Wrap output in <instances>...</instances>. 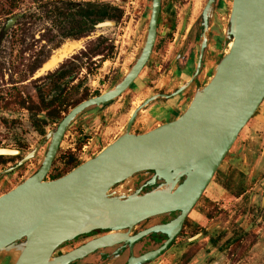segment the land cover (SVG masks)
I'll return each mask as SVG.
<instances>
[{"label":"water","instance_id":"1","mask_svg":"<svg viewBox=\"0 0 264 264\" xmlns=\"http://www.w3.org/2000/svg\"><path fill=\"white\" fill-rule=\"evenodd\" d=\"M215 6L216 0H207L202 10L200 54L194 76L214 31L216 36L223 35L221 58L187 108L146 132L131 131L145 108L157 99L180 93L193 77L170 94L147 97L133 109L121 134L97 154L57 178L46 179L71 124L86 109L107 106L118 98L149 61L161 9V0L151 1L148 27L133 64L107 90L73 106L56 128L46 133L49 142L36 171L0 195V263L68 264L101 246L122 239L133 241L152 231H161L168 239L157 249L131 256L126 264H143L167 248L239 132L264 100V0H232L223 33L215 25ZM14 21L9 19L4 31ZM114 24L106 19L95 27ZM37 151L38 147L33 148L3 172L15 170L35 157ZM19 153L18 149L0 147V155ZM143 170L155 171L145 185L157 179L162 182L149 191H144L143 186L113 188L122 181L133 182V174ZM174 210L181 213L168 223L156 224L134 237L123 232L148 217ZM94 229L110 232L64 255L52 256L62 242ZM23 236L27 239L19 242Z\"/></svg>","mask_w":264,"mask_h":264},{"label":"rangeland","instance_id":"2","mask_svg":"<svg viewBox=\"0 0 264 264\" xmlns=\"http://www.w3.org/2000/svg\"><path fill=\"white\" fill-rule=\"evenodd\" d=\"M206 1L162 0V22L159 26L161 43L152 55L153 61H148L143 69L144 73L109 105L90 107L71 124L46 179L67 173L75 166L76 159L82 162L97 154L121 134L130 113L145 98L156 92L171 90L178 84L173 73L175 56L181 46L187 43L194 27L198 24V29L200 28V15ZM226 2L227 8L221 13L218 24L222 33L228 24L232 0ZM103 3H110L122 10L118 22L109 19L115 21V24L94 27L86 34L74 38L63 36L59 39V45H56L59 42L55 43L56 46L52 42L44 43L42 40H47L46 36L38 39L37 36L42 33L30 34L27 39L20 33L14 35L13 39L2 35L0 147L18 149L20 153L2 155L0 173L33 148L38 147V151L35 157L15 170L0 175V194L36 171L49 142L46 133L55 129L58 124V121L39 122L37 118L45 111L37 114V108H28L40 104L41 95L50 98L54 94L55 85L61 82L55 81L48 73L65 63V69L73 70L74 77L67 79L68 82L62 85L63 95L72 100L81 98L87 92L90 97L97 95L95 91L102 93L115 84L137 57L148 27L151 0H92L93 5ZM1 9H4L3 4H0V26L5 19ZM47 35L53 39L52 34ZM213 35H217L215 31ZM73 39H82L83 46L55 69L37 75L53 52ZM215 39V51H208L205 69L198 85L184 93V103L179 110L181 112L196 88L208 80L214 63L219 58L216 52H220L222 48L223 35L219 34ZM37 63L38 68L31 72V67ZM196 64L194 59L190 60L185 68L176 71V76L187 81L194 73ZM181 95L162 100L171 106L164 104L158 109L155 107L163 103L156 102L152 109H144L132 125V130L142 132L153 127L156 124L154 115L161 120L170 121L176 116L175 107ZM22 100L25 101L24 105ZM71 108L70 106L69 109ZM65 114L66 112H62L63 116ZM263 140L264 101L240 131L222 161L215 177L217 188L207 192L196 205V212L201 214L199 223L188 221L178 239L185 241L187 237L203 230L206 234L198 240H194L196 237L186 244L172 246L166 253L146 264H264V205H260L264 191V162L261 161ZM118 187L129 189L135 185L130 181L123 182ZM212 238L217 240L215 247L210 241Z\"/></svg>","mask_w":264,"mask_h":264},{"label":"flooded vegetation","instance_id":"3","mask_svg":"<svg viewBox=\"0 0 264 264\" xmlns=\"http://www.w3.org/2000/svg\"><path fill=\"white\" fill-rule=\"evenodd\" d=\"M84 1L85 2H82L81 0H0V4L4 5V9L3 10L1 9V10L4 12V16H5L4 22L0 26V28H1L0 41L3 38L2 35L3 36L4 35L9 36L10 38L13 39L14 35H17L18 33H20L24 37V39L25 38L27 39L28 35H30V34L34 35L35 33H42L40 36H37L38 39L41 38V36H44V37L46 36L47 40L43 39L42 41L44 43H47V42L51 43L52 42L53 45H55V43H58L59 39L63 38V36H66L67 38H71V36H73L77 33L86 34L91 29V13H92L91 11H92L94 5L92 4V0H84ZM161 5H162V0H161ZM226 6H227L226 0H216V6H215V11H214L215 18H216L215 25L220 24V19H221L220 15L225 10V8H227ZM83 13H84V15H83ZM11 18H15L14 23L11 25V27L8 30L4 31L5 23ZM161 22H162V16H161V9H160L159 16H158V22H157V38H156V42H155V45L153 47V50H152V53L150 56L151 58L149 59V62L151 61V59L153 57L152 55L156 51L157 46L161 43V40H159V26H160ZM199 23H200L199 24L200 30L198 29V24H197V26L194 27V30H192V32L188 36L189 38L187 39V43L184 44L183 47L181 46V48L178 50V52L175 56V64L176 65L174 66L173 73L175 74L174 78H177V80H178V84L176 86H174L173 89H171V90L156 92V93L170 94V93L176 91L177 88H179L180 86L185 84L188 80H190L193 77L190 84H188L186 86V88L180 92L182 95H181L180 99L178 100V103L175 107V113H176L175 117L179 116L187 108L188 104L192 100L197 88L194 91V93L192 94L191 98L188 99V101L186 102V105L184 106V110L182 112L179 111L180 105L182 103H184V99H183L184 93L191 90V88H193L194 86L198 85L201 73L205 69L208 51L211 49L215 51L214 39L216 38V35H213V33H212V35H210V38H209L210 39L208 42L209 44L205 48L201 67H200L198 73L194 76V74L197 70L198 59H199V54H200L199 53V47H198V40H199L198 36L201 34L202 29H203L202 12L200 15ZM218 29L220 30L221 28L218 27ZM224 30H225V28H224ZM47 33L52 34V36H53L52 40H51V37H49V35H47ZM59 44H60V42L56 45H59ZM216 53H217V56L219 58L217 59V61H215L214 65L221 58V56H220L221 52H218V50H217ZM192 59H194V64H196V62H197L196 67H195V71L192 74V76H190L188 79L186 78L187 81L183 80L182 78L177 77L176 71L178 69L180 70L182 68H185L189 64L190 60H192ZM152 61H153V59H152ZM145 67H146V65H145ZM143 73H144V70L140 73V75L138 77H140ZM131 86H132V84H131ZM180 93H178V94H180ZM153 94H155V93H153ZM178 94H176V95H178ZM176 95H174V96H176ZM174 96H171L169 98H172ZM169 98L157 99L156 101L152 102V104H150L149 106L155 105L156 102H161L163 104H159V106L155 107V108L159 109V107H161L160 105H164L165 103H167V102H162V100H168ZM164 106L168 107V106H171V104L170 105L165 104ZM147 108H145V109H147ZM130 115H131V113H130ZM154 118L156 119V124L153 125V127L149 128L148 130L156 127L159 124L167 122L166 120L159 119L157 117V115H154ZM131 131L134 133L146 132V131L135 132L132 129H131ZM230 149H229V151H230ZM228 152H227V154H228ZM227 154H226V156H227ZM261 154H262L261 155L262 156L261 161L264 162V140H263V146L261 149ZM87 159H85V160H87ZM76 161H77V159H76ZM80 163H81V161H77V164H75V166H77ZM221 164H222V162L217 167V169L214 172L213 176L211 177L210 181L206 184V186L203 189V192L201 193L198 200L195 202L193 207L186 214L184 221H183L179 231L177 232V234L172 238V240L168 244L167 248L164 249V251L160 255H158L157 257L166 253L172 246L180 245V243L186 244L187 242H191L192 239L196 238V237L197 238L194 240H198V238L203 237L206 234V231L203 230L199 233H196V234H193L192 236L187 237L185 241L178 239L182 235L183 230L186 227L188 221L193 220L194 223L195 222L199 223L201 214L198 211L196 212V205L200 202L202 197L207 192L217 188V184L215 183V177L218 173V170H219ZM51 166H52V164H51ZM154 173H155L154 170H149V171L143 170V171L135 172L132 176L133 184L135 185L134 189H137V188H140L141 186H143L144 191H149V190L155 188L158 184H160L162 182V180L157 179L156 183L150 184V185H145V184H147V181L152 177V175ZM57 177H59V176L54 175L52 178L51 177H48V178L54 179ZM184 178L185 177H183L181 179V181ZM123 182L124 181L117 183L116 185L113 186V188L117 187L118 185L122 184ZM260 205L261 206L264 205V191H263V198H262ZM180 213H181V210H174V211H168L165 213L156 214V215H153L151 217H148V218L136 223L130 229L129 228L124 229L123 232L128 233V236H130V237H134L135 235H137L141 231H144V230L148 229L149 227H152L156 224L168 223V222L174 220L176 217H178L180 215ZM108 232H110L109 229H94V230H91L89 232L77 235L74 238L68 239V240L62 242L61 244H59L53 250L52 256L53 257H59L61 255H64V254L72 251L73 249H76V248L82 246L83 244L87 243L88 241L95 239V238H98V237H100V236H102ZM26 239H27V237L23 236L19 240V242L25 241ZM167 239H168V236L165 233H162L161 231H152L148 234H145L144 236H142L140 238L134 239L133 241H130L128 239H122V240H119L113 244L101 246V247L96 248L93 251H91V252H89V253L81 256V257H78V258L71 260L68 264H126L131 256H140V255L146 253L147 251L157 249ZM210 241L212 243V246H214V247L217 246V240L212 238ZM227 241H229V240H227ZM156 258H154V259H156ZM154 259H152V260H154ZM152 260H148L147 262H145L143 264H146Z\"/></svg>","mask_w":264,"mask_h":264},{"label":"trees","instance_id":"4","mask_svg":"<svg viewBox=\"0 0 264 264\" xmlns=\"http://www.w3.org/2000/svg\"><path fill=\"white\" fill-rule=\"evenodd\" d=\"M121 11L118 6L112 5L110 3H103V4H94L92 13H91V31L96 23L99 21H103L106 19H114L118 22L120 16H121ZM84 15V13H83ZM79 35H82L81 33H77L73 35L72 38L77 37ZM34 66L31 67V72H34L39 64H33ZM74 71L73 70H66L65 69V63L62 64L59 68H57L55 71L48 73V76H52L55 78V81H60L61 82L57 85H55L54 89V94L52 96H49L50 98H46L43 95L40 96V104H36L35 106H29V109H34L37 108L39 111L37 114H40L42 111H45L40 118H37L39 122H44L47 123L48 121H59L63 115L62 112H68L70 109L69 107L75 106L77 103L82 101L83 99H86L89 97V94L83 93L81 98H76V99H69L67 96L63 95V90H62V85L68 82L67 79L73 78ZM95 94H100L99 91H95ZM25 101L22 100V104L24 105ZM3 156L0 155V159H2ZM73 158V157H72ZM75 161V160H73ZM77 164V161L74 162Z\"/></svg>","mask_w":264,"mask_h":264},{"label":"bare ground","instance_id":"5","mask_svg":"<svg viewBox=\"0 0 264 264\" xmlns=\"http://www.w3.org/2000/svg\"><path fill=\"white\" fill-rule=\"evenodd\" d=\"M83 46V40H70L69 42L56 49L50 58L42 65L41 69L37 72V75L55 69L65 58L70 56L76 50Z\"/></svg>","mask_w":264,"mask_h":264},{"label":"crops","instance_id":"6","mask_svg":"<svg viewBox=\"0 0 264 264\" xmlns=\"http://www.w3.org/2000/svg\"><path fill=\"white\" fill-rule=\"evenodd\" d=\"M153 106H154V105L148 106V108H147L146 110H148V109H152Z\"/></svg>","mask_w":264,"mask_h":264}]
</instances>
